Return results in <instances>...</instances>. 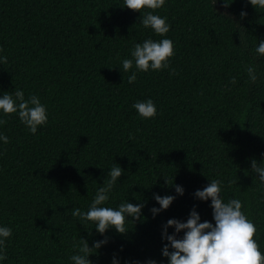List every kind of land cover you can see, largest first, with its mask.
Masks as SVG:
<instances>
[{
	"label": "trees",
	"instance_id": "16d2710c",
	"mask_svg": "<svg viewBox=\"0 0 264 264\" xmlns=\"http://www.w3.org/2000/svg\"><path fill=\"white\" fill-rule=\"evenodd\" d=\"M122 4L0 0V48L7 57L0 90L35 93L49 114L35 133L15 113L3 114L0 131L9 141L0 147V224L13 229L4 264H72L74 242L83 236L91 246L99 239L70 209L87 208L114 162L125 172L107 203H147L142 218L126 221L125 233L108 230V243L90 253L95 264H109L114 251L166 260L162 222L186 219L193 204L201 220L211 221L210 201L192 193L213 177L225 181L226 198L243 201L264 250V199L250 170L251 158L264 159V78L250 82L245 72L252 62L264 74V55L254 52L264 38V9L248 0L226 7L220 0H165L154 11L168 18L165 35L175 54L168 68L137 69L129 83L135 64L125 71L120 58L130 57L134 42L160 34L139 23V10ZM229 76L236 82L225 87ZM147 97L157 113L142 118L132 104ZM164 179L184 193L153 217L152 193H174Z\"/></svg>",
	"mask_w": 264,
	"mask_h": 264
},
{
	"label": "clouds",
	"instance_id": "9594fccd",
	"mask_svg": "<svg viewBox=\"0 0 264 264\" xmlns=\"http://www.w3.org/2000/svg\"><path fill=\"white\" fill-rule=\"evenodd\" d=\"M215 2V0H214ZM223 6H228L232 0H220ZM256 10L264 9V0H248ZM165 0H123L121 7L132 10H139V23L145 28H150L160 38L153 39L145 37L142 41L134 42L130 49V57L120 58L122 68L127 71L135 64L127 77L129 83L137 78L136 70L147 71L149 69L159 70L168 68L170 58L174 53V41L165 35L170 24L168 18L154 11L164 6ZM247 12L241 9L239 16L245 17ZM240 42L244 39L239 33ZM258 43L254 46L257 56L264 55V38H257ZM118 55V53H117ZM7 60L0 48V63ZM247 79L250 82H257L264 78L258 66L249 62L245 67ZM236 82V76H229V87ZM132 107L142 118H150L156 115L157 106L151 97L135 100ZM15 113L20 122L23 123L29 132L35 133L37 127L48 120V109L35 93L25 97L22 88H14L13 91L0 90V125L5 123L4 115ZM131 137V133L129 134ZM9 137L0 131V147L7 144ZM264 156V154H262ZM250 170L255 174L258 181V188L261 189V199H264V159L259 162L255 158L250 159ZM125 172L120 164L114 162L107 170L103 183L95 188L92 199L86 209L73 206L70 214L75 217L81 225L91 223L99 239H94L89 245L88 240L81 236L78 242L72 247L76 251L68 257L72 264H95L91 260L90 253L96 252L101 246L108 243L110 236L108 230L114 229L117 233H125L126 221L133 223L143 217L142 209L147 203L144 199L135 198L136 202L124 199L115 206L107 202L110 199L114 185L118 178ZM166 184L174 188V193L160 194L152 193V199L157 203L149 208L153 217L157 213L169 207L176 195H183L184 188L172 181ZM232 183L231 180L228 181ZM225 181L219 177L208 178V183L203 187L196 188L192 195L194 199L210 201L212 220H201L196 204L189 209L186 219L169 217L162 222L161 234V257L157 260L153 257H146L143 260L136 257L121 258L116 251L110 257L109 264H264V250L261 249L257 239L259 233L256 225L250 218L243 206V201L237 197H225ZM214 221V223H213ZM172 231L169 232V227ZM107 230V231H106ZM13 229L7 224H0V264L6 259V238L11 237ZM122 249V245L120 246ZM95 250V251H94Z\"/></svg>",
	"mask_w": 264,
	"mask_h": 264
}]
</instances>
